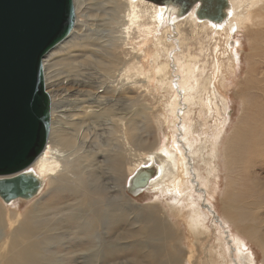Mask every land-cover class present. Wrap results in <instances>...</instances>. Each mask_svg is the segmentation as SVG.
<instances>
[{
	"label": "bare ground",
	"instance_id": "6f19581e",
	"mask_svg": "<svg viewBox=\"0 0 264 264\" xmlns=\"http://www.w3.org/2000/svg\"><path fill=\"white\" fill-rule=\"evenodd\" d=\"M87 1H93L92 5L97 6L94 12L88 10L89 14L94 13L89 17L97 20L96 34L91 33L92 31L79 32L77 4L82 6ZM74 5L76 15L74 28L70 35L56 46L57 48L54 47L56 50L53 51L55 52L53 55L65 52L69 54L76 48H85L84 56L86 57L84 60L86 63L96 66L99 70L108 71L109 79L116 78L118 80L115 87L108 88L102 83H94V87L87 85L76 90L81 101L79 112L76 111V115L73 116L79 114L80 119L66 121L62 114L63 119L58 118L55 121L54 98L47 92L45 60L54 48L44 56L45 88L52 102L50 132L42 153L24 170L26 174L34 176L39 182L35 195L39 194L44 186L57 191H72L76 187L75 183L80 182L79 179L82 176H86L87 181L94 183L92 185L99 189L97 196L101 198V201L92 204L90 201L86 203L85 200L83 207H89L90 212H93V207L99 205V211H103V209L112 211L117 214L116 217H120L123 210L130 211L124 207V202H122L125 199L121 194L123 181L119 177V164H115L118 166L116 170L114 165L105 168L111 174L103 172L99 176L94 169L95 165H93L99 153L88 149L87 151L91 153L89 155L82 150L83 144L80 143L78 133L85 131L84 126L86 125L88 127L97 125L101 128V134L107 133L110 139L108 145L99 146V148L105 147L109 153L115 152L117 157H125L128 152L132 157L138 158L132 169V177L125 180L124 190L130 192L131 179L134 174L142 168H148L153 171V176L147 180L145 188L151 191L176 194L178 201L169 205V213L167 212L165 216L162 215L156 219L154 217L156 222L152 213H149L146 222L142 223L140 220L130 218L129 227L132 226L133 229L125 234L119 230L114 231L112 235L107 234L105 231H101L98 217L92 219L86 216L85 218L86 214H78V219H83L80 222L83 223L82 227L85 226V231H89V227L93 226L88 237L94 243H91V249L85 251L86 254L91 253L96 261L100 258L103 260L105 254L111 250L120 252L123 249L121 247L123 244L133 245L134 239L144 238L151 231V236L162 232L164 235L161 237V241L171 240L175 241V244L168 246L169 251L164 248L161 250L149 247L144 242L136 244L135 248H137L140 257L137 259V264H163L164 261L167 262L166 264H254L251 252L243 243L246 238L243 236L250 235L249 228H244L245 234L240 232L234 236L230 233L232 235L229 236L232 238L231 242L236 247L234 250L229 244L227 234L219 232V226L213 225V231L217 229V233L212 232L206 226L205 219L207 218L204 217L200 207L196 206V201L192 200L194 196L190 190L193 193L196 192L194 190H197L196 196L200 197L201 191H207L208 179L213 177L216 180L215 173L218 170L214 166V160L218 153L216 144L218 135L214 132L208 136L205 131H202L198 133L197 137L200 139L201 135L204 138L201 139L199 145H196L197 140L194 136L197 130L191 126L190 113L194 107H198L199 118H203L204 107L210 109L213 105L218 111L226 109V97L211 84L210 77L206 76L205 72L211 74L210 67H212L214 73L219 77L218 81L225 87L226 82L222 81L224 73L233 68V61H227L228 65L226 66L225 63L223 65L222 62H219L218 56H224L226 49L229 54L234 52L236 44L233 42L231 31L241 28L248 19H251L254 24L263 22L264 0H227V6L223 10L225 16L220 23L197 19L195 11L198 4H195L185 14H182V11L171 4L157 5L146 0H74ZM254 8L256 11L253 15H249L248 11ZM151 9L153 15L149 11ZM186 26L190 29L189 37L182 30ZM135 38L137 40L144 38L147 43L151 42V48L146 51L150 60V64L147 63L148 66L145 65L146 62L145 64L141 63L146 48L143 50L139 45L136 46ZM135 41L136 43H134ZM191 42L197 46V52L194 55L191 54L194 49ZM127 45H132V57L130 61L122 63V73L119 76H114L113 72L119 65L116 51ZM144 46L146 47V45ZM141 78L148 82L152 81V83L157 81L158 87L164 89L165 93L169 95L170 119L165 115H162L161 119L164 125L170 124L171 141L165 147L159 146L148 153L136 155L133 145L134 143L137 145L140 140L138 136H135L138 130L134 124L136 119L144 120L146 115L145 109L141 108L139 99L133 96V92L130 88H125V85L129 83L136 86L142 83ZM81 86L82 84L79 85V87ZM98 88L102 89L101 93L97 91ZM214 88L219 97L218 101H216ZM245 90L247 91V89ZM180 97L181 103L178 102ZM239 98H242L240 94ZM177 104H182L185 107V110H181L179 114ZM81 105H85V107H81ZM121 105H126L128 111ZM178 120L181 122L179 128ZM61 124L67 125L68 130L72 133H67L62 126L60 127ZM207 125L208 121L203 118L200 128L204 129ZM220 125L221 123L217 120V128ZM176 133H181L179 135L182 137L181 141L176 139ZM130 140L134 141L129 142ZM113 141H116V144ZM113 160L110 156L109 161ZM198 164L202 165L201 172L198 170ZM106 174L108 177L104 178ZM102 181L106 183L100 186ZM108 181L114 184L112 188H108ZM96 182L99 186L95 185ZM103 189L107 194L115 193L120 200L114 204H108L105 199L107 194ZM130 193L136 194L132 190ZM14 202L6 203L0 198V264H26L29 257L34 258L37 254L30 252L28 240L31 239L32 229L34 231L38 229L37 222L33 223L35 228L24 227L22 223L14 232L8 230L9 235L4 232L5 220L10 218L5 206ZM80 205L81 202L78 200L76 206ZM225 210L238 209L234 204L227 203ZM10 216L13 219H18L17 213H12ZM172 216L177 218L175 222L172 221ZM226 218L224 214L223 221L227 222ZM179 222L184 226L183 235L180 234L181 230L177 227ZM116 225L119 226L118 222ZM27 234L30 235L28 239ZM126 239L128 242L120 243ZM208 240L212 243H208ZM182 241H187L183 250L181 249ZM181 251L185 254H183V258ZM232 251L235 253V259ZM2 252L5 254L1 255ZM194 255L197 259L195 262L193 261Z\"/></svg>",
	"mask_w": 264,
	"mask_h": 264
},
{
	"label": "rangeland",
	"instance_id": "374dc122",
	"mask_svg": "<svg viewBox=\"0 0 264 264\" xmlns=\"http://www.w3.org/2000/svg\"><path fill=\"white\" fill-rule=\"evenodd\" d=\"M92 4H94L93 1H87L82 6L77 4L80 33L92 31L91 33L96 34L97 20L89 17L94 15V13L89 14V11L94 12L97 9V6ZM84 6L87 9H83L85 8ZM149 11L152 14V9ZM254 11H256V8L250 9L248 14L253 15ZM86 14L87 16H85ZM182 30L189 37L190 29L188 26L183 27ZM231 32L233 34V42L236 44L234 52L229 54L226 49L224 56H218L219 62H222L223 65L225 63L227 66L228 63L226 62L229 60L234 63H232L233 68L224 73L222 81L226 82L225 87L218 81L219 77L214 73L212 67H210L211 74L207 71L205 72V75L210 77L211 84L226 97V109L218 111L211 104L210 109L204 107L203 118L208 121V125L204 129L200 128V125L203 124V118H199V108L194 107L192 114L190 113L191 126L197 130L194 136L197 140L196 145H199L201 139L204 138L201 135L199 136L200 139L197 137L198 133L202 131H205L208 136L214 132L218 135L216 137L218 153L214 160V166L218 170L215 173L216 180L213 177L208 179V188L205 187L207 191H201L200 197L196 196L197 190H194L196 191L194 193L192 190L190 192L194 196L192 200L196 201V206L200 207L204 217L207 218L205 219L206 226L215 233H217V229L213 231V225L219 226V232L227 234L229 244L234 250L236 247L231 242L232 238L230 237L232 235L236 236L240 232L244 233V228H249L248 232L250 235L244 233L243 237L246 238H244L243 243L251 252L254 264H264V20L259 24H254L251 19H248L241 28ZM135 39L137 41V43L136 41L134 42L136 46L139 45L141 49L146 48L145 50L143 49L145 53L141 63L145 64L146 62L145 65L148 66L150 60L146 51L151 48V42L147 43L144 38ZM193 43L191 42L194 48L191 51L192 55L197 52V46ZM131 46H122L116 51L119 65L116 68L117 70L113 72L114 76H119L122 73L123 68L121 66L124 61H130L132 57ZM56 48L50 53L55 51ZM85 50V48H76L69 54L65 52L56 53L55 55H53L55 53L53 52L52 54L49 53L50 55L48 54L47 58L45 57L47 92L54 98L55 121L58 118L63 119L62 114H64L66 121L69 119L74 121L80 119L79 114L73 116L76 115V111L79 112L78 108L81 101V97L77 96L76 90L87 85L94 87V83H102L108 88L116 86L118 79H109L108 71L99 70L96 66L85 62ZM212 52L211 50V54ZM228 54L229 56H227ZM141 81L142 83L136 86L129 83L125 85V88H130L133 96L139 99L141 108L145 109L146 115L144 120H135L134 125L138 130L135 136H138L140 140L137 145L136 143L133 145L136 155L148 153L159 146L165 147L171 141L170 124L167 123L168 126L164 125L161 119L162 115L170 119L169 95L165 93L164 89L158 87L157 81L152 83V81L148 82L143 78H141ZM81 84L82 86L79 87ZM215 88L216 101H218L219 97ZM97 91L101 93L102 89L98 88ZM239 94L242 96L241 99ZM178 102H182L181 97ZM182 104H177L178 114L181 110H185ZM81 107H85V105H81ZM121 107L126 109V105H121ZM217 120L221 123L219 128L216 126ZM101 121L98 122L100 123ZM180 123V120H178V128ZM61 126L67 133H72L68 130L67 125L61 124ZM84 129L85 131L78 133L80 143L83 144L82 150L89 155L91 153L87 151L88 149L99 153L95 163H93L96 174L99 176L103 172L111 174L105 168L114 165L116 170L118 166L115 164H119V177L123 181L121 194L125 199L122 202H124V207L130 211L123 210L120 217H116L117 214L112 211L109 212L106 209L99 211V205L93 207V212H90L89 207H83V201L85 200L86 203L90 201L92 204L99 200L101 201V198L97 196L99 189L92 185L94 183L87 181L86 176H82L79 179L80 182L75 183L76 187L72 191H57L44 186L40 193L34 195L30 200H14V203L5 206L10 217L5 220L4 232L6 235H9L8 230L14 232L22 223L24 227L35 228L33 223L37 222L36 227L38 229L36 231L32 229L31 239H28L30 235L27 234L30 252L37 254L34 258L32 256L29 257V261L26 264H137V259L140 257L135 245L141 244L140 242H144L147 246L155 249L163 250L164 248L168 250V246H173L175 241L169 240L164 241V243L161 241V237L164 235L162 232L151 236V231H149L144 238L138 237L134 239L133 245L127 246L123 244L128 242V239L121 241L120 243L123 244L121 246L123 248L122 251L113 252L111 250L105 254L103 260L100 258L96 261L91 253H85L86 250L92 248L91 243H94L88 237L93 226L89 227V231H85V226L82 227L83 223L80 222L83 219H78V214H86L85 218L86 216L92 219L98 217L101 231H105L107 234L112 235L114 231L118 230L125 234L133 229L132 226L129 227V224H131L129 223L130 218H134L137 221L140 220L142 223L146 222L149 213L153 214V219L154 217L156 219L159 216H165L167 212L169 213V205H173L174 202L178 201V198L173 193L167 194L146 188L143 189L144 191L141 190L134 195L124 190L125 180L132 177V169L138 158L132 157L128 152H126L125 157H117L115 152L109 153L105 147L99 148V146L108 145L110 139L107 133L101 134V128L97 125H92L91 127L86 125ZM179 135L181 133L175 134L176 139L181 141L182 137H179ZM133 141L130 140L129 142ZM113 142L116 144V141ZM77 144L79 143L77 142ZM110 156L114 159L112 162L109 161ZM198 170L202 171L201 164H198ZM107 174L104 178L108 177ZM104 183L106 182L102 181L99 185L101 186ZM107 183L109 185L108 188L114 186L111 181ZM95 185L99 186L97 182ZM198 188L200 189V187ZM103 191L107 194L104 189ZM105 199L108 204H114L120 200L115 193H108ZM78 200L81 202L80 206H76ZM227 203L234 204L240 212L238 210H225V204ZM37 209L39 210L35 213ZM12 213H17L18 219H13L10 216ZM224 214L227 217V222L223 221ZM155 219L154 221L156 222L157 220ZM176 219V217L172 216V221L175 222ZM116 222H118V227L117 225L115 226ZM177 227L181 230L180 234L183 235L185 232L183 224L179 222ZM207 242L212 243L210 240ZM186 244L187 241L181 242L182 250L186 247ZM117 246L119 247V245ZM4 254L5 252H2L1 255ZM181 254L183 258L184 252L181 251ZM232 255L235 259L233 251ZM200 257L202 256L200 255ZM196 260L194 255L193 261L195 262ZM166 263V261L163 262V264Z\"/></svg>",
	"mask_w": 264,
	"mask_h": 264
},
{
	"label": "water",
	"instance_id": "95a60500",
	"mask_svg": "<svg viewBox=\"0 0 264 264\" xmlns=\"http://www.w3.org/2000/svg\"><path fill=\"white\" fill-rule=\"evenodd\" d=\"M220 23L227 0H146ZM74 0H0V198L31 199L38 180L24 170L42 153L50 132L52 102L45 88L44 56L71 33ZM153 171L142 168L130 189H145ZM130 190V192H131Z\"/></svg>",
	"mask_w": 264,
	"mask_h": 264
}]
</instances>
